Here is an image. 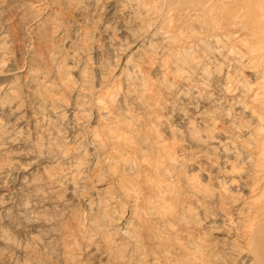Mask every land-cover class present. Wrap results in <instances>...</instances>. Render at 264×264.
Segmentation results:
<instances>
[{"label": "rangeland", "instance_id": "rangeland-1", "mask_svg": "<svg viewBox=\"0 0 264 264\" xmlns=\"http://www.w3.org/2000/svg\"><path fill=\"white\" fill-rule=\"evenodd\" d=\"M127 1L0 0V264L243 263L264 188V120L247 115L264 118V0L168 13L197 36L224 26L190 44L211 75L180 63V80L156 70L175 0Z\"/></svg>", "mask_w": 264, "mask_h": 264}, {"label": "bare ground", "instance_id": "bare-ground-1", "mask_svg": "<svg viewBox=\"0 0 264 264\" xmlns=\"http://www.w3.org/2000/svg\"><path fill=\"white\" fill-rule=\"evenodd\" d=\"M127 1V0H126ZM145 1V0H144ZM161 1V0H160ZM163 1V0H162ZM184 1L185 0H175V2H173V6H171V5H169V8L167 9V8H165V14H164V17H166V25L167 26H165V28H166V30H165V32L163 33V35H162V33H161V41L164 43L163 45H164V54L162 53L161 55H163V56H161V58H160V61H159V63L157 64V69L156 70H158V71H160V72H162V73H164L165 75L167 74V76H168V74H170L171 73V76L173 77V76H175L178 72H179V64L180 63H182V65H184L183 67L184 68H182L183 70L185 69V68H187V66L189 67L188 69H186V72H188L187 70H189L190 69V71H194V70H196L195 71V73L198 71V69H202V71L200 72L201 73V75H205V77H206V74L207 75H209L208 74V71H207V67L206 68H203L201 65H200V63H199V61L198 62H195L196 60L195 59H197L194 55L193 56H191L194 52H191V54H189V48L192 46V45H190L192 42H194V41H199V42H204L205 40H204V38L202 37V34H209V32L210 31H219V32H221L220 30L221 29H223L224 28V26H223V24H221V23H218V22H216L215 21V23L214 22H212V23H214V24H209V23H206L207 25H204L203 23H202V25H199V26H201L200 28L201 29H203V30H199L201 33V35H199V36H197V35H195V33H197L196 31H195V29L192 27V25L194 24H192V25H188V23L189 22H185V23H182L183 24V26H184V28H183V26L182 25H177V26H173L172 25V23H171V18H169V14L168 13H170L172 10H175L176 11V14L179 16V19L181 18V16H182V11H188L189 13L192 11V10H194V8H195V6H193L192 7V5H190V6H188L187 4H185L184 3ZM205 1H207V3L204 5L205 7H204V9H205V11H203V12H206V14L208 13V14H211L212 13V11L215 9L214 7V5H215V3H214V5H212V6H209V4H210V2H212V1H214V0H205ZM128 2V1H127ZM131 2V1H130ZM133 2V1H132ZM140 2H141V0H140ZM153 2V1H152ZM164 2V1H163ZM162 2V3H163ZM214 2H218L219 4L221 3V5H223L224 3V0H215ZM142 3H144V2H142ZM149 3V2H148ZM161 3V4H162ZM131 4V3H130ZM165 4V3H164ZM169 4V3H168ZM182 4H185L186 6H182ZM141 5V4H140ZM151 4L149 3V6H150ZM152 5H154V8H156L157 7V5H156V7H155V4H153L152 3ZM160 5V4H159ZM220 5V6H221ZM142 6V5H141ZM143 6H145L144 4H143ZM147 7H149L148 5H146ZM161 7V6H160ZM166 7H167V4H166ZM141 8V7H140ZM145 8V7H144ZM150 9H151V7H150ZM157 9V8H156ZM155 9V10H156ZM167 9V10H166ZM220 9V8H219ZM143 10V9H142ZM158 10V9H157ZM199 10V9H198ZM147 11H148V9H147ZM150 11V10H149ZM151 11H154V9H151ZM163 11V12H164ZM155 12V14L156 13H158L157 11H154ZM198 12V11H197ZM185 13V12H184ZM141 14V13H140ZM161 14V13H160ZM163 14V13H162ZM145 15V14H144ZM151 16V15H150ZM189 16V15H188ZM188 16H186L187 18H188ZM191 16V15H190ZM159 17V16H158ZM213 17V16H212ZM155 18V17H154ZM193 18V17H192ZM164 19V18H163ZM162 19V20H163ZM205 19H207V18H205ZM170 20V21H169ZM192 20V19H191ZM209 19H207L206 20V22L208 21ZM212 20V19H211ZM157 21V20H156ZM175 21V20H174ZM173 21V22H174ZM167 22H168V24H167ZM202 22V21H201ZM205 22V21H204ZM209 22V21H208ZM162 23H164V22H162ZM191 23V22H190ZM204 25V26H203ZM155 27V26H154ZM158 30V29H157ZM161 30V29H160ZM199 31H198V33H199ZM156 32V31H155ZM160 33H158V34H160ZM216 33V32H215ZM157 34V33H156ZM155 35V34H154ZM219 35V33L216 35V34H214V35H211V36H213V37H216V36H218ZM222 36V35H221ZM157 37H159L160 38V36H157ZM220 37V35L217 37V38H219ZM210 38V37H209ZM220 39V38H219ZM152 40V39H151ZM218 41V40H217ZM218 42H221L220 40L218 41ZM150 43H152V42H150ZM187 44H189V45H187ZM203 44V43H202ZM211 44V43H210ZM205 45V44H204ZM209 46V45H208ZM225 47V46H224ZM166 50V51H165ZM152 52V51H151ZM154 52V51H153ZM156 53V52H155ZM154 54V53H153ZM181 55V56H180ZM207 56V55H206ZM209 57V56H208ZM263 57H264V54H263ZM152 59V58H151ZM165 59V60H164ZM153 60V59H152ZM202 60V59H201ZM150 61V60H149ZM156 62V61H155ZM153 63V62H152ZM205 63V62H204ZM154 64V63H153ZM155 65V64H154ZM181 65V66H182ZM205 65V64H204ZM208 65V64H207ZM180 66V67H181ZM180 70V71H183V70ZM209 69V68H208ZM211 69V68H210ZM185 71V70H184ZM180 74L182 73V72H179ZM178 73V75H179V77H177V75L175 76V77H177L178 78V80H180L181 78H182V75H183V73L181 74V77H180V74ZM185 73V72H184ZM173 74V75H172ZM175 74V75H174ZM191 75H192V72L190 73ZM188 75H189V73H188ZM211 75V74H210ZM194 76V75H193ZM200 76V75H199ZM130 77V76H129ZM175 77H173V80H174V78ZM185 77V76H184ZM191 77V76H190ZM204 77V76H203ZM209 77V76H208ZM137 78V77H136ZM127 79V78H126ZM183 79H185V81H186V79L187 80H189L190 78L189 77H186V78H183ZM193 78H191V80H192ZM201 79H203L202 78V76H201ZM205 79V78H204ZM203 79V80H204ZM209 79V78H208ZM211 79V78H210ZM132 80H134V79H132ZM175 80H176V78H175ZM207 80V79H206ZM206 80H205V82H206ZM227 80H229V79H227ZM226 79H225V81H227ZM137 82H138V80H136ZM142 81H144V80H142ZM190 81V80H189ZM188 81V82H189ZM174 82V81H173ZM172 82V83H173ZM183 82V81H182ZM228 82V81H227ZM230 82V81H229ZM85 83V82H84ZM126 83H128V82H126ZM147 83V82H146ZM151 83V82H150ZM174 83H176V82H174ZM184 83V82H183ZM131 84H132V82H131ZM148 84V83H147ZM146 84V85H147ZM203 84H204V81H203ZM202 84V85H203ZM227 84H230V83H227ZM130 85V84H129ZM149 85H153V84H149ZM184 85V84H183ZM204 86H206V85H204ZM104 87H106V86H104ZM127 87V86H126ZM133 87V86H132ZM142 87H143V85H142ZM148 87V86H147ZM153 87V86H152ZM167 87V86H166ZM168 87H169V85H168ZM130 88H131V86H130ZM144 88V87H143ZM190 88V87H189ZM220 88H222V87H220ZM219 88V89H220ZM82 89V88H81ZM109 90V89H108ZM124 90H125V88H124ZM123 90V91H124ZM144 90H146V89H144ZM180 90V89H179ZM111 91V90H110ZM143 91V90H142ZM105 92V91H104ZM106 93V92H105ZM107 93H109V95H107ZM107 93H106V96H104V95H102V96H104V97H102V96H100L101 97V100H99L98 101V103L99 104H102V103H105V104H109L110 103V105L109 106H112V102H114V100H115V94H114V92H108L107 91ZM114 95H113V94ZM129 93H130V95H129ZM142 93L143 92H141L140 94L142 95ZM179 93L181 94L182 92H180L179 91ZM220 93V92H219ZM263 93H264V91H263ZM101 94V93H100ZM133 94V93H132ZM132 94H131V92H129V90L127 89V90H125L124 91V94L122 95V96H128L129 95V97L130 96H132ZM262 93H260V95H261ZM114 96V98H112ZM178 96V95H177ZM137 97V96H136ZM262 97H264V95L262 96ZM126 98V97H125ZM220 98H222V97H220V96H218V98H216V99H214V100H212V102L213 101H217V100H219ZM100 99V98H99ZM118 99V98H117ZM120 99V98H119ZM132 99H134V98H132ZM131 99V100H132ZM182 99V98H181ZM180 99V100H181ZM263 99V98H262ZM264 100V99H263ZM122 101V100H121ZM215 101V102H216ZM260 103H261V99H259L258 100ZM120 102V101H119ZM117 103V102H116ZM238 103V102H237ZM98 104V105H99ZM107 104V105H108ZM118 104V103H117ZM106 105V106H107ZM121 105V104H120ZM242 105V104H241ZM102 105H100V109L102 108L101 107ZM104 106V105H103ZM236 106L238 107V108H241V106H240V104L238 105V104H236ZM108 108V107H107ZM106 108V109H107ZM113 108V106L111 107V109ZM105 109V108H104ZM120 109V108H119ZM264 110V109H263ZM112 111V110H111ZM110 111V112H111ZM245 111H246V109H245ZM99 112V111H98ZM244 112V111H243ZM109 113V112H108ZM113 113V112H112ZM248 113H249V115H252L253 117H256L257 118V120H259V121H263L264 120V118L262 119L260 116H259V114H257L258 116H256L255 114H256V112L254 113V112H252V114L250 113V112H247V115H248ZM254 113V114H253ZM115 114V113H114ZM101 115V114H100ZM108 115V114H107ZM117 115H119V114H117ZM114 116V115H113ZM115 116H116V114H115ZM119 117H121V115L119 116ZM119 117H117V119L119 118ZM123 119V118H122ZM200 120H204L205 121V119L204 118H202V117H200L199 118ZM255 119V118H254ZM119 120H121L120 118H119ZM119 120H118V122L117 123H120L121 125H123V126H126V125H128L127 123H126V120L125 121H123L122 120V123L121 122H119ZM262 123V122H261ZM119 124V125H120ZM262 125V124H261ZM260 125V127H262ZM264 125V124H263ZM263 128H264V126H263ZM247 129V128H246ZM258 130H262L261 128L260 129H258ZM259 135V134H258ZM214 136V135H213ZM256 137H257V135H256ZM212 139L214 140L213 141V144L215 143V144H217V145H219V146H222V149L223 148H225V146L226 145H224V141L223 140H221V135L220 134H217V135H215L214 137H212ZM94 141V140H93ZM226 141V140H225ZM259 141V140H258ZM258 143V142H257ZM95 144H97V143H95ZM228 145V144H227ZM231 145H232V143H231ZM259 146V145H258ZM256 147V146H255ZM227 148V147H226ZM225 148V149H226ZM254 148V147H253ZM231 149V148H230ZM259 149V148H258ZM164 152L166 151V150H163ZM224 151V150H223ZM166 153V152H165ZM165 153H163V154H165ZM224 153L226 154L227 153V151L225 152L224 151ZM167 154H168V156H169V152H167ZM171 155V154H170ZM165 156V155H164ZM173 156V155H172ZM227 157V156H226ZM163 158L164 157H162L161 159H159L158 161V164H157V166L155 167L156 168V170H157V172H158V175H159V172L160 171H162L163 170V168H164V161H163ZM172 158V157H171ZM259 159H258V161H259V166L261 167V168H264V142H262V144L260 143V149H259V157H258ZM166 159V158H165ZM246 159V158H245ZM248 159V158H247ZM167 160V159H166ZM165 160V161H166ZM170 162L171 161H175V162H178L180 159H178L177 157L176 158H172V159H170V156H169V159H168ZM249 160H252V159H249ZM179 163V162H178ZM250 163V162H249ZM257 169V168H256ZM237 170L236 168H234L233 169V172L232 173H234V175H231V177L232 178H234V177H236V176H238V174L239 173H235V171ZM242 170V169H241ZM258 170V169H257ZM238 171V170H237ZM254 171H256V170H254ZM260 171V170H259ZM239 172H240V170H239ZM243 172V171H242ZM252 173V172H251ZM260 173V172H259ZM258 175V174H257ZM263 175V174H262ZM165 175H161V177H160V175H159V177H160V179L159 180H161L163 177H164ZM227 176V175H226ZM239 176H240V174H239ZM243 176V175H242ZM264 176V175H263ZM164 178H166V177H164ZM256 178V177H255ZM259 178H261V177H259ZM227 179V178H226ZM236 179H237V177H236ZM239 179H242L241 177L239 178ZM166 180L167 179H162L160 182H162L163 184H166ZM234 181V179L231 181V183ZM261 181V180H260ZM194 182V181H193ZM229 182V181H228ZM258 182V181H257ZM263 182H264V180H263ZM167 183H168V180H167ZM196 183V182H195ZM230 183V184H231ZM259 184H260V182H258ZM161 184V183H160ZM254 184V183H253ZM258 184V185H259ZM263 184V183H262ZM255 185V184H254ZM261 186V185H260ZM195 187V186H194ZM252 188L253 187H251V188H249V192L250 191H252ZM254 189H255V187H254ZM253 189V190H254ZM261 189V188H260ZM256 190V193H257V188L255 189ZM254 192L255 191H253V194H254ZM219 193V192H218ZM196 194V193H195ZM209 194V193H208ZM196 195H198V194H196ZM204 195H207V194H204ZM210 197H212L213 195L210 193ZM215 196H217V195H215ZM222 196V195H221ZM259 196V197H258ZM257 197V202L256 201H254V202H252V203H255L254 205H253V207L254 208H252V212L249 214V216H247L245 219H244V222H241V220H238V221H240L241 223H242V233L240 234V235H237V236H239V238L240 239H242V242L244 243V248H242V250H240L239 252L240 253H238L239 254V256H240V258H241V260H242V262H240L239 261V263H242V264H264V188H263V193H262V191H261V193H260V195H258ZM207 197V196H206ZM207 198H209V197H207ZM213 198V197H212ZM233 198V197H232ZM211 199V198H210ZM254 199V198H253ZM255 199H256V197H255ZM253 201V200H252ZM252 203H250L251 205H250V207H252ZM245 205V204H244ZM248 206V205H247ZM249 207V206H248ZM166 207L164 206V209H165ZM245 208L243 207V210H244ZM168 211V210H167ZM167 211H166V213H167ZM242 212H244V211H242ZM242 215H245V214H242ZM245 217V216H244ZM214 218V217H213ZM220 219V218H219ZM224 219V218H223ZM242 219V218H241ZM212 220H214V222H215V219H212ZM221 220H222V218H221ZM229 221L231 220V219H228ZM236 221H237V218L235 219ZM223 221V220H222ZM233 222V221H232ZM231 222V223H232ZM235 222V221H234ZM239 222V223H240ZM236 224V223H235ZM234 224V225H235ZM239 225V224H238ZM229 225L227 224V227H228ZM230 227V226H229ZM234 226H232V227H230L229 229H232ZM222 228V227H221ZM235 228V227H234ZM220 230V229H219ZM233 230V229H232ZM231 230V231H232ZM239 230V229H238ZM234 231H235V229H234ZM230 233V232H229ZM235 233V232H234ZM221 236V235H220ZM236 236V237H237ZM129 237V236H128ZM132 238V237H131ZM223 241V240H222ZM225 241V240H224ZM237 241V240H236ZM226 243H228V242H225V245H226ZM234 243H236V242H234ZM239 243H240V241H239ZM222 244V243H221ZM232 244H233V242H232ZM242 244V243H241ZM236 245H238V244H236ZM240 245V244H239ZM227 246V245H226ZM242 246H243V244H242ZM207 247V246H206ZM230 247V246H229ZM216 248V247H215ZM237 248V247H236ZM223 249V248H222ZM230 250H231V248H229ZM226 250V249H225ZM227 250H228V248H227ZM226 250V251H227ZM229 250V251H230ZM234 250H236V249H234ZM210 251V250H209ZM232 251V250H231ZM225 252V251H224ZM238 252V250L236 251V252H233L234 254L235 253H237ZM143 253V252H142ZM141 253V254H142ZM228 253H230V252H228ZM232 253V254H233ZM140 254V253H139ZM140 254V255H141ZM144 255L143 256H145V252L143 253ZM229 255L230 254H228V255H225V256H227V257H229ZM231 256V258H232V261L234 260V257H232L233 255H230ZM138 257H139V255H138ZM140 258V257H139ZM141 258H143V257H141ZM227 259H229V258H227ZM216 260H218V259H216ZM221 260H222V258H221ZM238 260V259H237ZM223 261V260H222ZM226 261V260H225ZM238 262V261H237ZM227 263H228V261H227ZM231 263H234V262H230V264ZM203 264H210L209 262H205V263H203ZM218 264H221V262L220 263H218Z\"/></svg>", "mask_w": 264, "mask_h": 264}]
</instances>
